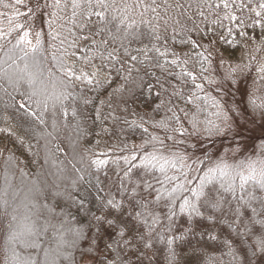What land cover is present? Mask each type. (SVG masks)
I'll return each instance as SVG.
<instances>
[{
  "label": "trees",
  "instance_id": "16d2710c",
  "mask_svg": "<svg viewBox=\"0 0 264 264\" xmlns=\"http://www.w3.org/2000/svg\"><path fill=\"white\" fill-rule=\"evenodd\" d=\"M200 245L264 264V0H0V264Z\"/></svg>",
  "mask_w": 264,
  "mask_h": 264
},
{
  "label": "rangeland",
  "instance_id": "374dc122",
  "mask_svg": "<svg viewBox=\"0 0 264 264\" xmlns=\"http://www.w3.org/2000/svg\"><path fill=\"white\" fill-rule=\"evenodd\" d=\"M90 75L94 78L97 79H105L107 77V74L105 72H103V70L101 68H99L98 66H93L90 70ZM13 185V183H12ZM205 249H207L206 247H204L203 245L200 246H196L194 248H192L191 250H187L184 249L181 252V260L184 264H190L198 255H200Z\"/></svg>",
  "mask_w": 264,
  "mask_h": 264
}]
</instances>
